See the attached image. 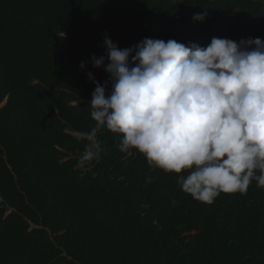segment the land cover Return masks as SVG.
I'll list each match as a JSON object with an SVG mask.
<instances>
[{
    "label": "trees",
    "instance_id": "1",
    "mask_svg": "<svg viewBox=\"0 0 264 264\" xmlns=\"http://www.w3.org/2000/svg\"><path fill=\"white\" fill-rule=\"evenodd\" d=\"M6 99L0 264H264V0H0Z\"/></svg>",
    "mask_w": 264,
    "mask_h": 264
},
{
    "label": "rangeland",
    "instance_id": "2",
    "mask_svg": "<svg viewBox=\"0 0 264 264\" xmlns=\"http://www.w3.org/2000/svg\"><path fill=\"white\" fill-rule=\"evenodd\" d=\"M104 43L108 46V48L112 51V53H113L114 55L119 56V57L121 58V60H122V64L124 65V63H125V61H126V59H127V56H126L125 52L122 50V48L118 46V47L120 48V50L117 49L118 47L113 46V44L110 43V42H108L107 39L104 40ZM113 43H114V42H113ZM115 44H116V43H115ZM116 45H117V44H116ZM129 77H130L131 80H134V76H133L132 74H130ZM3 104H4V102H3L2 104H0V106H2ZM5 104H6V103H5ZM5 104H4V105H5ZM4 105H3V106H4Z\"/></svg>",
    "mask_w": 264,
    "mask_h": 264
},
{
    "label": "water",
    "instance_id": "3",
    "mask_svg": "<svg viewBox=\"0 0 264 264\" xmlns=\"http://www.w3.org/2000/svg\"><path fill=\"white\" fill-rule=\"evenodd\" d=\"M5 103H6V100H5L4 104H5ZM4 104H3V105H4ZM3 105H2V106H0V108H1V107H3Z\"/></svg>",
    "mask_w": 264,
    "mask_h": 264
},
{
    "label": "clouds",
    "instance_id": "4",
    "mask_svg": "<svg viewBox=\"0 0 264 264\" xmlns=\"http://www.w3.org/2000/svg\"><path fill=\"white\" fill-rule=\"evenodd\" d=\"M6 101H7V99H6ZM5 102V101H4Z\"/></svg>",
    "mask_w": 264,
    "mask_h": 264
}]
</instances>
